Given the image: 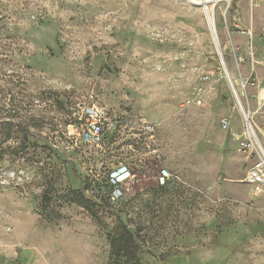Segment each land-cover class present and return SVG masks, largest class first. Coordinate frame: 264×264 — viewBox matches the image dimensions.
<instances>
[{
  "label": "rangeland",
  "instance_id": "obj_1",
  "mask_svg": "<svg viewBox=\"0 0 264 264\" xmlns=\"http://www.w3.org/2000/svg\"><path fill=\"white\" fill-rule=\"evenodd\" d=\"M201 2L0 0V264H125L123 225L128 264H264L238 140L245 111L264 148V0H203L224 65ZM79 104L105 113L98 144L70 134Z\"/></svg>",
  "mask_w": 264,
  "mask_h": 264
},
{
  "label": "built area",
  "instance_id": "obj_2",
  "mask_svg": "<svg viewBox=\"0 0 264 264\" xmlns=\"http://www.w3.org/2000/svg\"><path fill=\"white\" fill-rule=\"evenodd\" d=\"M236 58L238 61L241 60L239 54L236 55ZM262 111L264 112V105L262 106ZM76 114L78 116H76V122L70 128V134L77 136L78 139L86 144H98L103 137L106 125L104 111L94 104H79ZM244 116L247 122V127L241 130L242 134L238 137V140L244 152L249 153V155H257L256 161L248 170L246 180L255 188V190H257V192H264V148L252 126L250 116L247 115L245 111ZM222 124L223 128H230L229 120L224 119ZM145 129L153 136V127L147 125ZM132 178L133 172L127 163H119L114 166L108 174V180L112 187L110 197L114 200L121 199L123 196L124 185H126ZM178 180H180V178L177 175L172 174L168 168H161L157 176V181L160 185H166Z\"/></svg>",
  "mask_w": 264,
  "mask_h": 264
},
{
  "label": "trees",
  "instance_id": "obj_3",
  "mask_svg": "<svg viewBox=\"0 0 264 264\" xmlns=\"http://www.w3.org/2000/svg\"><path fill=\"white\" fill-rule=\"evenodd\" d=\"M78 199H84L85 201H92L87 198L85 194H79ZM123 231L119 234L118 237H115L112 240V248L116 257L122 258L125 257V264L130 263L131 261H136L139 254L142 253V245L139 240L135 236L134 232H132L129 228L123 225Z\"/></svg>",
  "mask_w": 264,
  "mask_h": 264
},
{
  "label": "water",
  "instance_id": "obj_4",
  "mask_svg": "<svg viewBox=\"0 0 264 264\" xmlns=\"http://www.w3.org/2000/svg\"><path fill=\"white\" fill-rule=\"evenodd\" d=\"M201 4L203 5V7H207V6H206V2L204 3L203 0H202ZM211 30H212V29H211ZM212 34H213V36H214V40H215V43H216V46H217L218 53H219V56H220V58H221L222 64L224 65V59H223V55H222V53H221V51H220V48H219V42H218V40H217V36H216V33H215V29L212 30ZM226 73H227V71H226Z\"/></svg>",
  "mask_w": 264,
  "mask_h": 264
},
{
  "label": "bare ground",
  "instance_id": "obj_5",
  "mask_svg": "<svg viewBox=\"0 0 264 264\" xmlns=\"http://www.w3.org/2000/svg\"><path fill=\"white\" fill-rule=\"evenodd\" d=\"M204 11H205L206 17H207V19H208V22H209V24H210V27H212V30L215 29V25H214L212 19L210 18V15H209V10H208V8H207V7H204ZM235 93H236L237 98L239 99V95L237 94L236 91H235ZM239 101H240V100H239ZM241 107H242V105H241Z\"/></svg>",
  "mask_w": 264,
  "mask_h": 264
}]
</instances>
